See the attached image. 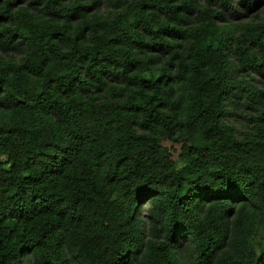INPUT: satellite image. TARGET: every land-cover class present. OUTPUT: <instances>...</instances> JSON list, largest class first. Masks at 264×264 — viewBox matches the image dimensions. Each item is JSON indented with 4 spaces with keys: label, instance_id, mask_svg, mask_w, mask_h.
<instances>
[{
    "label": "trees",
    "instance_id": "obj_1",
    "mask_svg": "<svg viewBox=\"0 0 264 264\" xmlns=\"http://www.w3.org/2000/svg\"><path fill=\"white\" fill-rule=\"evenodd\" d=\"M262 3L0 0V264H264Z\"/></svg>",
    "mask_w": 264,
    "mask_h": 264
},
{
    "label": "rangeland",
    "instance_id": "obj_2",
    "mask_svg": "<svg viewBox=\"0 0 264 264\" xmlns=\"http://www.w3.org/2000/svg\"><path fill=\"white\" fill-rule=\"evenodd\" d=\"M263 9H264V3L259 4L257 6V8H253L251 11H248L245 18H250V17H252L254 15L255 12L262 11ZM252 75L254 76L255 79H260L261 78L257 73H252ZM231 118L234 121V123L236 125H238V126H240L241 122H245V120H243L240 117H237L236 119L234 117H231ZM146 204L147 203H144L143 207L141 208V211H142L143 215L145 214L144 208L146 207ZM260 236H262V238H264V228H262V230L260 231ZM23 264H30V261L28 260V258H24Z\"/></svg>",
    "mask_w": 264,
    "mask_h": 264
}]
</instances>
